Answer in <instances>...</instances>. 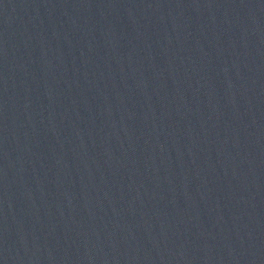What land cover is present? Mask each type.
Wrapping results in <instances>:
<instances>
[{"label":"water","instance_id":"1","mask_svg":"<svg viewBox=\"0 0 264 264\" xmlns=\"http://www.w3.org/2000/svg\"><path fill=\"white\" fill-rule=\"evenodd\" d=\"M0 264H264V0H0Z\"/></svg>","mask_w":264,"mask_h":264}]
</instances>
